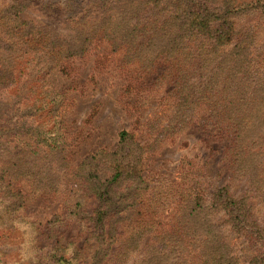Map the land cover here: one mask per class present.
I'll return each mask as SVG.
<instances>
[{
	"label": "trees",
	"instance_id": "16d2710c",
	"mask_svg": "<svg viewBox=\"0 0 264 264\" xmlns=\"http://www.w3.org/2000/svg\"><path fill=\"white\" fill-rule=\"evenodd\" d=\"M28 8L42 12L51 22L34 26L22 20L20 14ZM258 24H264V0H4L0 4V181L23 178L30 181L33 194L54 191L53 185H41L42 180L29 172L38 168L40 155L54 149L52 134L42 135L43 127L32 121L33 111L51 113L44 105L52 98L43 88V71L81 54L96 39L116 49L120 41H140V47L158 44L157 56L163 55L160 62L166 64L163 73L173 71L166 95L177 91L183 102L204 105L212 125L230 137L224 153L230 174L248 182L247 192L264 210V55L252 53ZM32 89L37 94L29 99ZM21 100L30 103L22 106L23 115L18 117ZM118 137V148L122 146L134 159L132 155L141 149L133 136L120 131ZM99 154L84 162L90 184L78 191L68 207L85 232L82 244H61L57 238L43 252L33 243L45 234L30 224L29 239L13 245L12 261L0 258V264H105L114 242V224L120 221L107 217L117 203L112 202L117 188L120 183L136 188L144 181L138 160L121 164L118 151L109 156L111 174L105 177L100 173ZM14 189L13 201L3 211L19 217L23 199L19 188ZM247 192L235 199L226 187L209 192L197 186L181 189L180 213L164 228L154 217L123 219L131 221L132 227L112 258L119 264H239L224 242L225 227V232L249 247L246 264H264V221L253 217ZM144 236L148 241L142 257H131ZM20 249H26L27 255Z\"/></svg>",
	"mask_w": 264,
	"mask_h": 264
},
{
	"label": "rangeland",
	"instance_id": "374dc122",
	"mask_svg": "<svg viewBox=\"0 0 264 264\" xmlns=\"http://www.w3.org/2000/svg\"><path fill=\"white\" fill-rule=\"evenodd\" d=\"M3 1L0 0V4ZM20 18L34 26L51 22L33 8L24 10ZM110 44L105 40L90 41L81 54L62 59L52 69L43 71V88L52 98L51 103L44 101V105L51 113L48 115L47 109L39 113L33 111L32 121L43 127L42 135L52 134L54 149L50 154L40 155L35 164L38 168L29 172L42 180L41 185H53L54 191L45 189L46 192L33 194L30 181L23 178L0 181V212L5 215L0 222V252L4 254L0 258L8 263L15 254L12 246L24 238L29 239L30 224L45 234L33 243L43 252L50 249L57 238L61 244L69 241L77 247L82 244L85 232L69 215L68 207L74 204L78 191L90 184L84 174L87 170L84 162L89 156L100 153L97 160L100 173L105 177L111 174L109 156L114 151L119 152L116 159L121 164L129 162L131 153L123 152L122 146L118 148L120 131L131 134L141 149L132 157L138 160L139 175L144 182L137 189L127 188L125 183L117 188V199L112 201L117 203L107 217L110 221L117 218L120 221L114 224V242L105 264L120 262L112 257L132 227L131 221L123 219L154 217L160 222V229L164 228L180 213L177 202L181 189L197 186L209 192L226 187L235 199L249 190L245 179L231 176L224 157L231 139L212 125L204 105L193 107L183 102L177 91L166 95L172 88L170 74L173 71L167 76L163 73L166 64L160 62L163 55L157 56L159 45L143 43L140 47V41L125 40L117 43L116 49ZM252 53L264 55V24L255 27ZM19 93L25 94L24 90ZM36 94L35 89L27 93L29 99ZM27 103L29 100L19 101L18 117L23 115L21 108ZM47 128L51 131L47 132ZM34 133L35 130L30 132ZM14 188H19L23 199L19 217L3 211V207L13 201ZM246 203L253 217L264 221V210L253 193L247 192ZM223 229L230 254L239 264H246L249 247L240 237ZM147 241L148 236H144L131 257H142ZM20 250L23 256L27 255L26 249ZM137 253L140 256L137 257Z\"/></svg>",
	"mask_w": 264,
	"mask_h": 264
}]
</instances>
